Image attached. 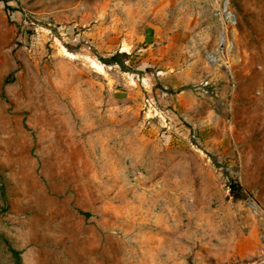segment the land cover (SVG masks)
Returning a JSON list of instances; mask_svg holds the SVG:
<instances>
[{
  "label": "rangeland",
  "instance_id": "rangeland-1",
  "mask_svg": "<svg viewBox=\"0 0 264 264\" xmlns=\"http://www.w3.org/2000/svg\"><path fill=\"white\" fill-rule=\"evenodd\" d=\"M0 264H264V0H0Z\"/></svg>",
  "mask_w": 264,
  "mask_h": 264
},
{
  "label": "crops",
  "instance_id": "crops-1",
  "mask_svg": "<svg viewBox=\"0 0 264 264\" xmlns=\"http://www.w3.org/2000/svg\"><path fill=\"white\" fill-rule=\"evenodd\" d=\"M151 31H149L147 33V36H146V39H147V47L146 48H143L144 50H147L148 48H150V50L152 51V55L154 58H162L163 55L162 52H165L167 50V47L169 45H178V42L177 43H171L169 44V42H165L164 39H161V37L159 36L158 32V27L157 26H153L152 29H150ZM163 41V42H162ZM173 58H176L178 59V55H175ZM169 68V67H168ZM172 71H177V78H179V73L181 70H179V67H174V65L172 66ZM156 72L158 74H164V73H167L164 71V69H160L159 66H157L156 68ZM183 92V91H182ZM181 98V94L179 93V99ZM248 237H252L254 239V233H250L249 235H247L246 239H249Z\"/></svg>",
  "mask_w": 264,
  "mask_h": 264
},
{
  "label": "trees",
  "instance_id": "trees-1",
  "mask_svg": "<svg viewBox=\"0 0 264 264\" xmlns=\"http://www.w3.org/2000/svg\"><path fill=\"white\" fill-rule=\"evenodd\" d=\"M5 8H6V11H7V12H10V11L13 10V9H11V8L9 7V5H5ZM236 186H237L236 184L230 183V186H229L230 191L234 192V190H236Z\"/></svg>",
  "mask_w": 264,
  "mask_h": 264
},
{
  "label": "built area",
  "instance_id": "built-area-1",
  "mask_svg": "<svg viewBox=\"0 0 264 264\" xmlns=\"http://www.w3.org/2000/svg\"><path fill=\"white\" fill-rule=\"evenodd\" d=\"M223 7H224V8H223V9H224L223 11H226V10H227V6H226V4H225V6L223 5ZM213 58H214V57H211V59L209 58V60H213Z\"/></svg>",
  "mask_w": 264,
  "mask_h": 264
}]
</instances>
